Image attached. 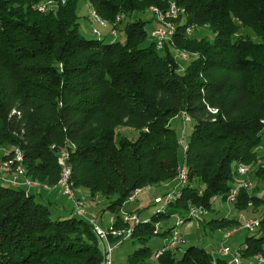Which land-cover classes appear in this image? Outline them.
<instances>
[{
	"label": "trees",
	"instance_id": "16d2710c",
	"mask_svg": "<svg viewBox=\"0 0 264 264\" xmlns=\"http://www.w3.org/2000/svg\"><path fill=\"white\" fill-rule=\"evenodd\" d=\"M62 1L0 0V150L6 153L0 164L19 149L26 176L55 188L65 161L73 189L109 201L118 229L130 225L120 211L134 192L176 182L171 192L178 198L133 227L129 240L140 247L127 264H228V256L197 246L181 258L180 247L154 260L162 247L154 251L149 244L154 237L166 240L178 217L188 221L191 207L210 213L216 198L226 202L243 179L240 164L255 167L254 180L264 183V155L257 152L264 133V0H92L104 26L124 35L109 43L100 31L98 39H85L77 1ZM172 1L185 10L173 39L192 54L187 61L176 59L169 44L158 50L152 33L148 44L146 22L133 19L151 7L166 10ZM247 29L260 43L243 35ZM178 115L193 123L183 161L184 143L171 125ZM126 130L137 138L125 137ZM182 165L187 182L179 185ZM3 176L10 179L0 174V264H105L91 218L74 210L53 218L52 203L38 202L45 199L36 189L14 187ZM233 206L259 220L238 247L243 258L264 254L259 186L241 190ZM170 218L174 224L159 231ZM210 224L225 231L240 221Z\"/></svg>",
	"mask_w": 264,
	"mask_h": 264
},
{
	"label": "rangeland",
	"instance_id": "374dc122",
	"mask_svg": "<svg viewBox=\"0 0 264 264\" xmlns=\"http://www.w3.org/2000/svg\"><path fill=\"white\" fill-rule=\"evenodd\" d=\"M76 14L79 18V32L85 39H98V36H96L93 33V30L96 28L98 31H100L103 34V39L105 43H109L110 41L114 39H118L120 41H123L124 35L121 33V35H117L115 38L112 34L111 25L107 24L106 26L102 27L99 23L95 21L93 18L92 10H93V4L92 0H76ZM64 3V0L62 1ZM133 19H140L143 22H146L145 30L148 34V44L152 42L153 40L150 38V34L156 29L157 24H155L154 16L153 14L148 12L143 13H135L133 16ZM124 25L121 27L123 28ZM243 35H248L255 43H260V39L254 34V32L250 29H247L243 31ZM106 35V36H105ZM208 37L210 40H213L212 34H208ZM172 47V46H171ZM189 62H187V65L184 67H187ZM172 128L176 131L180 142L183 141L184 144H181V148L179 150V156L180 160L183 161L184 158V152H185V146L190 140L192 129H193V123L190 121H185L183 118V115H178L171 121ZM125 137H128L129 139H136L137 133L131 130L124 131ZM263 143L262 145L257 149V152L260 156L264 155V133L262 135ZM2 163V162H1ZM256 171L255 167H251V182L253 183V187L255 185H258L260 188V196L264 198V183H257V181L254 180L253 174ZM250 176V175H249ZM159 185V186H152L149 188H145L143 190H140L138 192V195L134 202L127 203L125 207L123 208L126 212H137L139 214V218L141 221H147V219H150L156 212L160 211L161 204H156L157 198H163L172 191L174 185ZM75 195L79 194L81 190H74ZM86 192V191H84ZM83 203L86 209V216H92L93 218H96L98 221L97 224L99 226H103L102 223L108 220V226H110V215L107 212L106 206L109 205V201L106 199L96 196L92 197L88 192L85 194V198L83 197ZM40 203H45V201H42L41 199H37ZM57 205H60V208H63L61 206H65V208L71 207V202L64 197L62 200L57 202ZM46 204V203H45ZM230 209V210H229ZM229 210V211H228ZM50 211L52 213V217L55 218L58 216V213L56 212V208L50 206ZM69 212V211H68ZM121 212V211H120ZM230 212V213H229ZM229 213V214H228ZM105 214V215H104ZM130 214V213H129ZM246 217L258 219L257 215L253 216L251 214L244 213ZM240 217L238 213L235 211L234 206L223 202L221 197H218L215 199L213 204V211H211L204 219V222L200 224L198 227L195 222H188L187 226H192V230L190 233L183 236L186 243L182 245L180 250L177 252V258H181L183 255V252L191 247V246H197L200 248L206 249L208 252L214 254L215 256H220L217 253H215V249L217 246H220L221 243H225L226 246H229L231 250H236L240 245L244 242L245 238L248 236L249 232L246 230L240 231L237 235L233 236L229 240H225L223 238V234L227 230H218L215 228L210 222L212 220L221 219V218H235ZM88 217V216H87ZM101 217H103L104 222L101 220ZM175 220L174 218H170L169 220L162 222L158 226L159 231H164L166 228L172 226L174 224ZM186 226V227H187ZM186 227H182L180 232H184ZM104 228V227H103ZM106 229V228H105ZM231 229V228H230ZM229 229V230H230ZM163 240L159 237H154L152 241L150 242L149 246L155 251L161 247L163 244ZM140 246L138 244H133L130 242V240H127L123 242L121 245L117 246L116 249L113 252L112 255V264H127V258L128 256L136 251ZM227 258H230L229 256Z\"/></svg>",
	"mask_w": 264,
	"mask_h": 264
},
{
	"label": "built area",
	"instance_id": "2783aa9c",
	"mask_svg": "<svg viewBox=\"0 0 264 264\" xmlns=\"http://www.w3.org/2000/svg\"><path fill=\"white\" fill-rule=\"evenodd\" d=\"M154 18L155 22L157 24L156 29L152 32V37L155 39V45L158 50H163L166 45L172 46V48L175 51V58L183 61H187L192 57V54L186 50H182L175 47V41H174V35L176 33V24L175 21L179 19L181 15L185 14V10L183 7L179 6L176 2L172 1L169 4V7L166 10H160L157 7H151L149 10ZM193 31V27L187 29V34H191ZM100 33V32H99ZM119 33L115 31L114 37L116 38ZM180 70H184V68H181ZM185 121H190V118L186 115L183 116ZM66 155H70V152L67 150ZM18 161L16 152L13 153V155L10 156V160H4V165L0 167V174L6 175V169H9V167H17ZM251 173V167L245 164H240L237 168V174L243 178L242 181L238 186L233 187L227 197L226 202L234 205L237 202L239 193L241 190H251L253 189V183L251 182L249 175ZM3 181L6 183H9L10 185L14 187H25L28 189L34 188L29 187V182L23 180V175L18 177H10V179H7L5 176H3ZM178 182L179 185H183L187 182V169L185 165H182L179 168V176H178ZM36 189V188H34ZM63 196H65L72 204L74 214L79 215L83 218H86V209L83 206H79L75 201L74 197L67 195V186L65 185V172H64V178H63V187L60 191ZM139 190L134 192L132 194L127 203H132L135 201ZM179 196L178 191H173L163 198H157L156 204H161V208H165L168 206L171 202L175 201ZM208 211L203 207H191L187 214L185 215L187 220L182 219L181 217H178L174 229L171 231L170 236L165 240L164 246L158 250L154 255V260H157L160 256H162L166 251L177 249L182 247L186 243L184 240V237L182 233L180 232L181 228L188 222H195L197 226L199 227L202 222H204L205 217L208 215ZM120 215L124 217V220L126 217H130V225H128V234L123 235L120 238H114L116 239L115 242H112L111 239H103L102 238V230H104L103 227L99 226L95 219H88V221L91 223L92 227L94 228L95 232H99V239L104 243L105 249H106V259L105 264H112V255L114 250L117 246L121 245L123 242L129 240L133 234V227L135 225H138L141 220L139 216L136 213L130 212V214L126 211L121 210ZM244 213L240 214L239 221L240 224L238 226H235L231 228L230 230H227L223 234V238L227 241L231 239L233 236L237 235L240 231L246 230L249 233H253L257 230L259 227V220L248 218L244 216ZM115 216V215H113ZM148 221V220H147ZM112 238V233H111ZM246 249V248H245ZM218 254L221 256H229L228 264H264V254H259L255 258H250L245 260L243 258L242 252L238 249L231 250L229 246H226L225 243H221L218 249Z\"/></svg>",
	"mask_w": 264,
	"mask_h": 264
},
{
	"label": "bare ground",
	"instance_id": "6f19581e",
	"mask_svg": "<svg viewBox=\"0 0 264 264\" xmlns=\"http://www.w3.org/2000/svg\"><path fill=\"white\" fill-rule=\"evenodd\" d=\"M46 8H47L46 4H41L39 6L38 10L40 12H44L46 10ZM92 14H93V18L95 19V21L97 23H99L101 26H104L105 22H103L96 15V13L93 10H92ZM94 33L97 36L101 35L96 28L94 29ZM112 34H115V31H113ZM15 152H16V156H17L18 165H17V167H9V169H6V175H8L9 177H18V176L23 175V180L29 182V187H34V188H36V190L37 189H41V190L43 189V190H49L50 191V189H52V188L49 187L48 184L46 185V184L38 183L36 181H32L26 176V172H25V169L23 167V153L19 149L15 150ZM8 160H10V159H8ZM3 165H4V161H2V163L0 164V167L3 166ZM64 172H65V185L67 186V195L74 197V201L79 206L86 207V206H84L85 204L83 203V201L80 198H78L77 195H75V191L73 189V183H72V169L65 161L62 162L59 181H58L57 185L55 186V188L59 189L60 191L62 190ZM77 216L81 217L79 215H77ZM81 218H83V217H81ZM109 219H110L109 223H111V224H109L110 226L108 228H106L107 230H105V229L102 230V238L103 239H110L111 233H112V237L113 238H120L121 236L128 234V226L125 229L114 228L113 224L115 222V217L114 216H110ZM123 221H124L125 224L130 223V217H126L125 220H124V217H123ZM95 233L99 237V232H95Z\"/></svg>",
	"mask_w": 264,
	"mask_h": 264
},
{
	"label": "crops",
	"instance_id": "0c3cea01",
	"mask_svg": "<svg viewBox=\"0 0 264 264\" xmlns=\"http://www.w3.org/2000/svg\"><path fill=\"white\" fill-rule=\"evenodd\" d=\"M6 153L4 152V151H2V150H0V161L2 160V157L5 155ZM173 190V189H172ZM34 193H37V194H40V198H44L43 200L45 201V203L48 205L49 204V202H51L52 204H51V206L52 207H55L56 208V212L58 213V215L59 216H64V215H68L67 213H68V211L69 212H71L72 214H73V208L72 207H68V208H65V206H61V207H63V208H60L59 206L60 205H57L58 203V201H60V200H62L65 196H63L62 194H61V192H60V190L59 189H57V188H52V189H50V191H37V190H35V192ZM85 194H86V192H84V191H80V193L78 194L79 196H81L82 198L84 197L85 198ZM83 201V200H82ZM230 210V209H229ZM228 210V211H229ZM108 213H109V211H107ZM230 213V212H229ZM228 213V214H229ZM105 215V214H104ZM108 215H110V213L108 214ZM88 216V218H93L92 216H89V215H87ZM93 219H95V220H97L96 218H93ZM101 220L104 222V220H103V217H101ZM96 222H98V221H96ZM203 223V222H202ZM102 225L103 226H101V227H104V229L105 228H107V226H108V220L107 221H105L104 223H102ZM188 224H186V225H184L183 227H186ZM105 230H107V229H105ZM191 230H192V226H187L186 228H185V231L184 232H181L182 233V235L184 236L185 235V233L186 234H188V233H190L191 232ZM163 240V244L161 245V247H163V245L165 244V239H162ZM160 247V248H161ZM159 248V249H160ZM218 249H219V246H217L216 247V249H215V253H217L218 254ZM219 255V254H218Z\"/></svg>",
	"mask_w": 264,
	"mask_h": 264
}]
</instances>
